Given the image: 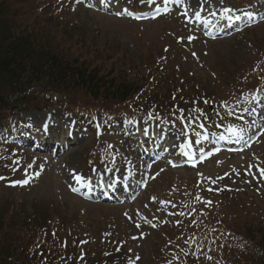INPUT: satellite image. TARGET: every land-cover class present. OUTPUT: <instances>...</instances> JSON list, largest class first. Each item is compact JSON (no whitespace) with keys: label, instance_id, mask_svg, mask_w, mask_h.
Listing matches in <instances>:
<instances>
[{"label":"rangeland","instance_id":"obj_1","mask_svg":"<svg viewBox=\"0 0 264 264\" xmlns=\"http://www.w3.org/2000/svg\"><path fill=\"white\" fill-rule=\"evenodd\" d=\"M5 1L42 46L145 88L118 103L44 86L28 104L39 110L1 111L2 239L30 233L36 243L46 220L51 253L40 264H63L78 242L99 253L91 264H233L264 223V117L249 111L264 88V0H106V11L97 0ZM209 8L244 14L247 24L208 36L194 22L221 28ZM49 17L57 24L45 26ZM40 126L60 145L71 136L66 147L56 155L25 147ZM146 134L160 139L154 160L137 151ZM91 167L110 177L135 169L132 193L119 203L84 200L76 190L91 192Z\"/></svg>","mask_w":264,"mask_h":264},{"label":"trees","instance_id":"obj_2","mask_svg":"<svg viewBox=\"0 0 264 264\" xmlns=\"http://www.w3.org/2000/svg\"><path fill=\"white\" fill-rule=\"evenodd\" d=\"M19 14L12 11L9 2L0 0V113L3 110H18L24 104V110H39L38 106L28 104L36 88L44 86L56 91H82L92 100L102 102L126 103L143 94L145 87L139 85L141 82H125L113 72L102 73L99 68L82 61L80 57L83 55L77 58L67 56L60 45L42 46L34 35L36 32L20 30ZM50 18L44 21L47 23L45 26L57 24L56 20ZM82 50H79L80 53ZM146 106L143 108L148 110ZM2 125L3 116L0 114V129ZM45 224L46 220L38 226L36 236L40 233V236L46 234V237L36 243L35 234L31 236L30 233L25 238L18 235L13 240L0 236V264H40L41 258L49 256L50 235L45 233ZM2 230L3 224L0 222V235ZM247 239L248 242L232 259L233 264H264V223L258 230H249ZM35 246H38V253H42L40 257H34Z\"/></svg>","mask_w":264,"mask_h":264},{"label":"snow or ice","instance_id":"obj_3","mask_svg":"<svg viewBox=\"0 0 264 264\" xmlns=\"http://www.w3.org/2000/svg\"><path fill=\"white\" fill-rule=\"evenodd\" d=\"M243 129H236V128H229V132L233 135L236 136L238 139H242L243 138ZM221 139H223V137H221ZM190 147V145H189ZM261 174L264 175V169L261 170ZM76 179L79 181L81 178L80 177H76ZM26 183V181H25ZM137 227H139V225H137ZM137 259H139V257H137Z\"/></svg>","mask_w":264,"mask_h":264},{"label":"bare ground","instance_id":"obj_4","mask_svg":"<svg viewBox=\"0 0 264 264\" xmlns=\"http://www.w3.org/2000/svg\"><path fill=\"white\" fill-rule=\"evenodd\" d=\"M193 6H200V5H198V4H193ZM228 12H230V13H233L234 11L231 9V10H228ZM206 13H208V10L206 11ZM209 18H213L212 16H209Z\"/></svg>","mask_w":264,"mask_h":264}]
</instances>
